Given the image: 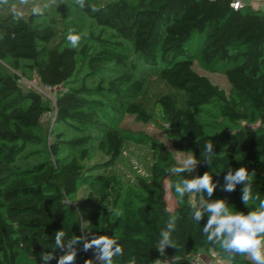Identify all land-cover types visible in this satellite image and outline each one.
Returning a JSON list of instances; mask_svg holds the SVG:
<instances>
[{"label": "trees", "instance_id": "obj_1", "mask_svg": "<svg viewBox=\"0 0 264 264\" xmlns=\"http://www.w3.org/2000/svg\"><path fill=\"white\" fill-rule=\"evenodd\" d=\"M233 1L86 0V7L80 8L94 23L129 41L137 54L135 60H130L99 35L92 37L100 46L87 56L90 71L107 63L130 70L108 81L106 89L112 95L113 108L131 117L134 124L143 126L159 117L165 125L164 140L122 125L125 131L142 135L156 155L150 179L135 178L137 186L148 194L140 202L122 199L121 180L116 173L106 172L121 155L128 133L113 126L105 128L98 143L107 156L103 162L87 166L86 147L70 158L58 157L62 144L80 146L90 139L83 135L64 140L58 133L50 144L53 159L15 170L14 163L25 146L39 140L35 129L44 113H52L58 123L102 124L101 103L85 95L92 89L84 84L69 85L59 89L52 108L36 90L21 88L16 74L4 73L0 68V264H17L21 252L34 257L37 264H43V253L53 252L56 259L50 264H57L64 254L55 248L54 240L55 232L61 229L66 239L113 236L123 248V256L115 257L114 264H127L131 257L136 258V264H152L165 257H174L170 264H191V254L204 250L219 251L232 264H250L245 256L229 259L218 244L207 240L202 234L207 216L200 224L191 218V202L207 199L206 194L186 195L169 208L163 184L176 176L167 172L178 165L168 152L174 148L194 154L200 161L195 176L209 172L213 181L219 182L211 199L226 200L233 212L247 214L259 202L250 201L248 206L242 202L243 184L231 193L222 190L230 169L246 167L250 175L254 172L252 194L264 199L260 170L264 160V9L254 8L245 0L233 7ZM91 5L99 11L92 12ZM55 34L52 23L37 21L32 13L24 14L19 21L12 12L0 14V60H10L15 69L25 62L35 69L37 78L54 88L70 83L78 55L86 56L88 46L51 44ZM122 45V41L115 43L117 47ZM195 54L205 66H216L225 75L229 94L194 68ZM139 65L156 70L158 90L134 78ZM212 100L220 102V114L230 122L245 121L249 126L206 133L194 110ZM206 142L214 145L211 166L203 161ZM182 178L191 175L186 172ZM80 182L88 189L76 203L82 224L73 230L68 219L70 207L64 201L73 197ZM119 202L123 215L117 217L114 213ZM172 218L176 220L172 239L177 247H167L162 256L155 247L161 230ZM76 247L75 264H85L94 256L93 250H82V243Z\"/></svg>", "mask_w": 264, "mask_h": 264}, {"label": "rangeland", "instance_id": "obj_2", "mask_svg": "<svg viewBox=\"0 0 264 264\" xmlns=\"http://www.w3.org/2000/svg\"><path fill=\"white\" fill-rule=\"evenodd\" d=\"M252 3V7H255V2ZM45 0H31V3L24 7V14H30L32 3L40 4L41 6ZM16 3V0H10L7 6H0V14L11 12V6ZM246 4H249V0H245ZM260 8H263L260 7ZM47 12L44 15H36L37 21L47 23L50 22L56 28V34L51 44H70L67 40V35L70 30H73L76 34H81L82 39L79 43L80 48L83 45H87L86 56L78 55V64L74 77L70 83L62 86H58L52 91L46 93H39L43 102L54 108L55 98L59 89L67 88L69 85L79 86L84 84L89 89H92L86 96L95 99L101 103L100 107V119L102 124L96 125H79L75 123H58L53 119V115L50 112L43 114L38 127L35 129L36 134L39 137L38 141H33L25 146L23 152L18 156L14 163V169L17 171L28 169L33 164L53 159L50 151V144L56 138L58 133L61 134V138L68 140L74 137L83 135H89L90 139L84 145H66L62 144L59 148L58 157L70 158L78 154L81 147H86L88 154L84 163L89 166L98 162H103L107 159L105 153L101 152L98 148L99 141L103 138L104 130L107 126H113L125 131L123 124L131 127V129H139L142 132L156 134L159 139H166L164 132V123L156 117L151 123L146 125L134 124L132 118L124 116L122 113L116 111L112 106V95L107 91L106 87L108 81L114 79L123 72L130 71L127 68H117L112 63H107L104 67L97 71H90L86 65V59L89 54L94 52L100 45L92 37L99 35L100 38L107 40L109 46L114 49L121 50L122 53L127 54L130 60H135L137 54L133 49L132 44L129 41H124L118 35L109 28L101 27L88 18L75 3V0H57V4L45 9ZM52 17V19H51ZM119 41L123 42L122 47L115 46V43ZM22 67L15 69L10 60H0V68L4 73L18 76V83L23 89H33L31 81L35 79L36 71L33 68L27 67L25 62H22ZM194 68L202 74H205L210 78L213 83L218 84L223 88L227 94L230 93V86L225 75L218 70L216 66L207 67L203 64L198 54H195L193 60ZM156 70L139 65L138 70L134 72V78L143 80L151 90H158L160 83L155 79ZM100 85V87H98ZM196 118L203 124L204 131L206 133H215L221 129L233 130L240 126L248 127L249 125L245 121H239L234 124L230 122L226 117L220 114V102L212 100L211 102L199 106L194 110ZM125 143L121 151V155L115 161L114 165L106 170V172L112 171L118 175V178L122 182V199L131 198L135 202H140L147 199L148 194L142 191L136 184V177H143L146 180L150 179V173L153 165L156 161V155L153 148L145 142L142 135L135 134L131 131H125ZM169 155L179 165V163L186 158L189 151H180L174 148L168 149ZM262 179L264 180V160L261 159L260 166ZM195 171L192 172L191 178L195 177ZM186 173V172H185ZM182 176L176 175L173 180H164L165 188V200L169 208H173L179 198L177 197L173 185L182 179ZM88 186L83 182L78 184L76 192L70 200H65V205L70 207L68 213V219L70 221L73 230H76L81 226V220L76 210L77 201L87 192ZM194 197V195H192ZM201 201V198H200ZM120 209V202L117 204L115 211ZM95 261V256L92 257ZM190 260H195L197 264H232L222 253L215 250L196 251L191 254ZM17 264H37L34 257L21 252ZM98 264V262H96Z\"/></svg>", "mask_w": 264, "mask_h": 264}, {"label": "clouds", "instance_id": "obj_3", "mask_svg": "<svg viewBox=\"0 0 264 264\" xmlns=\"http://www.w3.org/2000/svg\"><path fill=\"white\" fill-rule=\"evenodd\" d=\"M10 0H0V6H7ZM31 0H16L11 6V12L17 21L24 16V7L28 6ZM75 3L81 8L86 7V0H75ZM57 4V0H45L43 5L32 3L31 12L33 15H41L45 11ZM92 12L99 9L95 5L90 6ZM82 39L81 34H76L70 30L67 35L68 42L73 48L79 46ZM213 143L206 142L202 152L203 161L209 166L212 165ZM200 163L192 152H188L179 165L167 169L171 175L182 176L183 173L191 174ZM255 175V173H251ZM251 175L246 167H240L233 171H227L224 177L222 190L233 192L238 184H243L242 202L248 206L250 201H258L252 210L247 214L235 211L228 207L224 199H211L217 186L218 181L214 182L212 175L205 172L202 176L193 178H182L176 182L173 187L177 197L180 200L186 195L206 194L207 199H201L200 202H191L192 219L199 223L207 216V222L202 228V234L213 244H218L227 254L229 259H234L237 255L245 256L249 259L250 264H264V199L259 195L253 196L251 190ZM117 217L123 215L121 210L114 213ZM176 228V220L172 218L167 221L166 227L160 232V239L157 242L156 249L163 256L167 247L176 248L177 245L172 239V233ZM66 233L63 229L55 232V248L62 250L57 264H75L78 254L77 244L82 243V250L87 252L93 250L95 261L89 259L85 264H114V258L123 256V248L116 238L108 235L93 236L88 239L87 236H73L66 239ZM43 264H50V261L56 259L53 252H46L41 255ZM127 264H136V258L131 257Z\"/></svg>", "mask_w": 264, "mask_h": 264}, {"label": "built area", "instance_id": "obj_4", "mask_svg": "<svg viewBox=\"0 0 264 264\" xmlns=\"http://www.w3.org/2000/svg\"><path fill=\"white\" fill-rule=\"evenodd\" d=\"M241 4L240 0H234L232 2L233 7H237ZM31 86L34 90H36L38 93H46L49 91H52L55 89L53 86L42 82L39 78H35L31 81ZM174 260V257H165L163 259H158L152 264H170V262ZM191 264H197L195 260H190Z\"/></svg>", "mask_w": 264, "mask_h": 264}, {"label": "crops", "instance_id": "obj_5", "mask_svg": "<svg viewBox=\"0 0 264 264\" xmlns=\"http://www.w3.org/2000/svg\"><path fill=\"white\" fill-rule=\"evenodd\" d=\"M253 2H254V1L249 0V4H250V5H252ZM262 6H263V8H260V7H262ZM254 8L264 9V0H257V1L255 2V7H254Z\"/></svg>", "mask_w": 264, "mask_h": 264}]
</instances>
